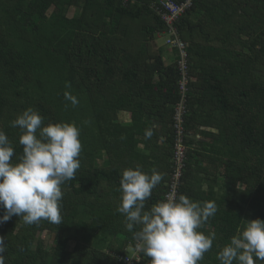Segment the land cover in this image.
I'll return each mask as SVG.
<instances>
[{
  "label": "trees",
  "instance_id": "1",
  "mask_svg": "<svg viewBox=\"0 0 264 264\" xmlns=\"http://www.w3.org/2000/svg\"><path fill=\"white\" fill-rule=\"evenodd\" d=\"M159 1L0 0V130L13 145L12 162L23 155L12 121L29 107L43 126L74 123L82 144L75 178L61 185V224L27 225L19 216L0 224L3 264H123L129 249L134 253L139 227L129 232L117 211L122 173L139 167L163 174L149 210L165 200L174 172L181 76L176 49L168 65L157 46L168 32L153 9ZM174 28L188 46L190 80L177 197L216 203L215 216L199 229L216 234L199 264H220L217 254L243 221L264 219V0H194ZM42 76L55 97L47 96ZM124 113L128 122L120 120Z\"/></svg>",
  "mask_w": 264,
  "mask_h": 264
},
{
  "label": "clouds",
  "instance_id": "2",
  "mask_svg": "<svg viewBox=\"0 0 264 264\" xmlns=\"http://www.w3.org/2000/svg\"><path fill=\"white\" fill-rule=\"evenodd\" d=\"M66 87H71L70 83ZM65 99L73 106L79 103L69 92H65ZM12 126L21 130L23 155L12 162L13 145L0 130V208L4 210L0 224L13 216H19L27 225L42 220L61 224V185L73 180L80 168V129L66 122L43 126V117L31 107L12 121ZM153 134L151 129L145 130L146 139ZM163 178L155 170L148 174L139 167L125 169L117 211L125 216L129 232L139 227L134 232L136 250L150 257V264H199L216 238L214 232L206 235L199 229L215 216L217 205L214 201L196 202L181 194L170 195L145 210L146 201ZM243 223V229L217 254L220 264L264 261V219ZM5 248L4 238L0 237V264Z\"/></svg>",
  "mask_w": 264,
  "mask_h": 264
},
{
  "label": "built area",
  "instance_id": "3",
  "mask_svg": "<svg viewBox=\"0 0 264 264\" xmlns=\"http://www.w3.org/2000/svg\"><path fill=\"white\" fill-rule=\"evenodd\" d=\"M194 0H186L183 3H177L173 0H160L158 4L154 5L153 9L161 17V20L168 27V40L172 49H176L178 52L179 60L177 62V68L180 72L181 80L179 82V95L180 101L175 107L173 114V128L175 133L174 140V172L172 175V181L170 188L165 195V199L170 195L176 196L181 186V177L185 169V160L187 147L185 145L187 135L184 129L185 117L187 116V93L189 86L188 78V60H187V45L184 44L178 37L174 28V24L183 16L191 7ZM123 264H145L141 257V253L135 248L133 256H125Z\"/></svg>",
  "mask_w": 264,
  "mask_h": 264
},
{
  "label": "rangeland",
  "instance_id": "4",
  "mask_svg": "<svg viewBox=\"0 0 264 264\" xmlns=\"http://www.w3.org/2000/svg\"><path fill=\"white\" fill-rule=\"evenodd\" d=\"M74 12H75V9H71L68 13V16L69 17H72L74 15ZM167 40L168 38H164V36L162 35L161 38L158 40V43H157V46L158 47H161L164 49V59H165V62L166 64L169 65L168 63V58L172 57L174 58L176 56V54L174 52H167L166 50H171L172 47L169 46V44H167ZM43 58V57H42ZM41 57H39V61H38V64H40V68L43 67L45 64L47 65V60L46 59H42ZM171 58V59H172ZM53 65V64H52ZM54 68H61L62 66H60L59 63H55L54 65ZM49 67V66H48ZM48 67H45L48 69ZM44 68V67H43ZM51 76V75H50ZM53 79V75L51 76V79ZM41 80L43 81V84H44V89L47 91V96L48 97H55V95L58 93V91L56 90V87L52 85V83H49L45 77L42 76ZM61 88H63V86H61ZM55 91V93H54ZM127 116L122 114L121 115V121H128V119L126 118ZM105 160V159H103ZM101 163V162H100ZM44 240H46V242L50 245L52 243V241H50V235L46 234L45 236H43ZM129 256H133V250L132 249H129V251L127 252Z\"/></svg>",
  "mask_w": 264,
  "mask_h": 264
},
{
  "label": "crops",
  "instance_id": "5",
  "mask_svg": "<svg viewBox=\"0 0 264 264\" xmlns=\"http://www.w3.org/2000/svg\"><path fill=\"white\" fill-rule=\"evenodd\" d=\"M121 115H122V114H121ZM121 115H120V120H121ZM124 115H126V116H127L126 118H127V119H128V121H129V115H128V114H125V113H124ZM128 121H124V122H128ZM121 122H123V121H121Z\"/></svg>",
  "mask_w": 264,
  "mask_h": 264
}]
</instances>
